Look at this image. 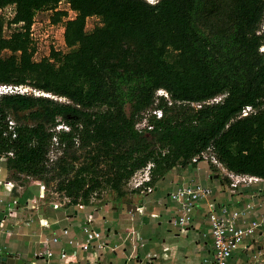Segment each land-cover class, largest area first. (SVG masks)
<instances>
[{
  "label": "trees",
  "instance_id": "16d2710c",
  "mask_svg": "<svg viewBox=\"0 0 264 264\" xmlns=\"http://www.w3.org/2000/svg\"><path fill=\"white\" fill-rule=\"evenodd\" d=\"M62 2L74 18L63 21ZM8 6L16 27L5 36L0 21V84L48 94L0 95V157L14 175L89 204L103 188L120 199L150 163L152 185L211 148L228 171L264 178V0H0ZM45 10L64 22L68 51L38 61L30 29ZM156 102L163 116L136 129ZM62 122L69 131L55 129Z\"/></svg>",
  "mask_w": 264,
  "mask_h": 264
},
{
  "label": "crops",
  "instance_id": "0c3cea01",
  "mask_svg": "<svg viewBox=\"0 0 264 264\" xmlns=\"http://www.w3.org/2000/svg\"><path fill=\"white\" fill-rule=\"evenodd\" d=\"M228 172L224 166L202 160L175 167L146 193L125 185L120 205L102 203L101 199L76 204L60 197H42L40 185L44 180L19 178L1 162L0 253L11 256L17 264H215L209 215L220 214L224 206L241 210L251 203L254 208L250 215L237 221L238 226L246 227L264 214V183L241 185L233 192ZM188 183L210 186L214 192L197 204L190 225L174 226L171 221L179 215L180 204L171 198V193ZM52 202L62 205L55 208ZM87 224L102 232L107 247L84 251L62 237L50 258L40 255L47 247V239L61 235L65 228L70 229L72 237L84 241L83 227ZM257 253H262L264 264V224L256 235L245 239L232 262L247 264Z\"/></svg>",
  "mask_w": 264,
  "mask_h": 264
},
{
  "label": "built area",
  "instance_id": "2783aa9c",
  "mask_svg": "<svg viewBox=\"0 0 264 264\" xmlns=\"http://www.w3.org/2000/svg\"><path fill=\"white\" fill-rule=\"evenodd\" d=\"M149 2L153 3L151 0ZM51 22V21H50ZM52 25H56L53 24ZM31 38L37 48L35 57L38 52V47L40 46L42 40V32L39 31L36 27V24L33 23L30 29ZM58 49V48H55ZM261 51H264V45L260 48ZM45 58V57H43ZM42 58V59H43ZM36 59V58H35ZM37 60V59H36ZM39 61V60H38ZM29 94L33 93L37 96L39 95H48L43 91L37 90L27 85H12V84H0V95L5 94ZM157 94L159 96H165L170 100V95L166 90L160 89ZM54 97V96H52ZM56 98V97H55ZM223 96L215 97L207 103L219 102L222 100ZM158 102H156L155 106L148 108L147 110L142 111V118L136 123V129L142 131L146 128L152 129L153 125L150 122V118L153 115H156L158 118L163 116V110L157 107ZM196 107H201V103H193ZM254 109L252 106H246L242 112L241 116H247L249 113L253 112ZM10 129L14 130L16 126L15 120H10ZM70 126L65 123H60L56 126V130H70ZM15 136V135H14ZM54 141L57 142V138L54 137ZM9 155H13L12 152ZM50 162H53L56 159L54 153H50L49 155ZM208 161L216 166L222 167L223 164L219 161L217 156L215 155L213 149L209 148L206 151H203L201 154L194 157V162L200 161ZM2 162V158L0 157V163ZM153 164L150 163L146 168L139 170L136 172L126 183L127 188L129 189H138L140 193H146L152 190V185L147 184L151 181V169ZM229 177L231 178V188L232 191L235 192L241 185H252L258 183H264V178L253 176V175H245V174H235L233 172H228ZM29 177V176H23ZM33 178V177H30ZM7 185L15 187L16 185L13 182H7ZM40 189L42 190V197L54 196L57 198H62L63 201L69 203L71 198L66 196L64 193L56 190L52 185H47L43 182L40 185ZM214 190L210 186H205L199 183H188L179 185L172 193L171 198L177 201L180 204V213L174 219H172L171 223L174 226L186 227L190 225L193 221V211L195 210L197 204L207 198H209L213 194ZM97 193H95L96 195ZM95 195L91 197L90 202H94ZM55 208H59L62 203L61 202H52ZM254 206L251 203H248L244 209L241 210H231L227 206L222 208L220 214L211 213L209 215L211 222V233L214 241V251H215V264H233L232 259L235 251L240 247V245L245 241L248 237H253L258 232L259 228L264 224V214H262L259 218L253 219L250 221L249 225L246 227L238 226L237 221L240 218H246L252 212ZM83 232L85 234V240L80 241L75 237L70 235V229L65 228L62 230L61 235H56L51 239H47L46 244L47 247L45 251L40 252L45 258H50L54 253V245L58 244L62 237H66L68 239V243L73 246H77L78 248L88 251L92 248H97L99 250L107 247V243L102 241V232L91 225L87 224L83 227ZM131 236L135 235V232H130ZM262 253H257L247 264H262ZM69 264H75L74 262H70ZM77 264H84L83 262H78Z\"/></svg>",
  "mask_w": 264,
  "mask_h": 264
},
{
  "label": "rangeland",
  "instance_id": "374dc122",
  "mask_svg": "<svg viewBox=\"0 0 264 264\" xmlns=\"http://www.w3.org/2000/svg\"><path fill=\"white\" fill-rule=\"evenodd\" d=\"M153 3H155L157 0H151ZM60 9H65L68 11V17H65L63 21L74 18L76 16V12L70 9V5L67 2H62L59 5ZM15 14V7L14 6H8L6 8H0V21H4V30L3 34L5 36H9L11 32L14 30L16 25L11 24V20L14 17ZM53 15V11L50 10H45V11H40L36 14L35 16V21L34 23L36 24V27L39 31L42 32V40L40 43V46L38 47V52L36 55L37 60H41L43 57H47L50 55L52 48H58L62 49L64 51H68V47L65 43L64 39V22L58 23L56 25H52L51 18ZM100 18L94 16L90 17L87 20V30H92L94 29L97 25L100 24ZM212 25L209 24V26H205L204 29L207 33H212L211 29ZM214 27V26H213ZM217 28V27H215ZM264 32V22L262 23L260 33ZM10 55L9 51H6L4 53V56ZM130 110V105H127V111ZM79 154H81V158H83V151L80 150ZM49 185H52V187H55V182L50 183ZM118 195L108 189V188H103L102 190L98 191L97 194L95 195V200H102L103 202H108V203H116V205H120L122 200L117 199Z\"/></svg>",
  "mask_w": 264,
  "mask_h": 264
},
{
  "label": "water",
  "instance_id": "95a60500",
  "mask_svg": "<svg viewBox=\"0 0 264 264\" xmlns=\"http://www.w3.org/2000/svg\"><path fill=\"white\" fill-rule=\"evenodd\" d=\"M0 264H17L16 262H12V257L7 255H2L0 253Z\"/></svg>",
  "mask_w": 264,
  "mask_h": 264
}]
</instances>
